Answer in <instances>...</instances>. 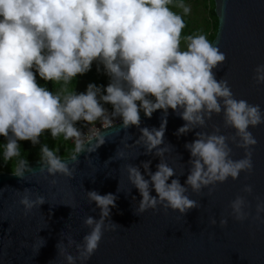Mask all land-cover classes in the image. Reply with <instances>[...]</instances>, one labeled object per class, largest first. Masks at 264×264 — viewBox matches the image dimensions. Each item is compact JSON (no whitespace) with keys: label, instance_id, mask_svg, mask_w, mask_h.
<instances>
[{"label":"clouds","instance_id":"clouds-1","mask_svg":"<svg viewBox=\"0 0 264 264\" xmlns=\"http://www.w3.org/2000/svg\"><path fill=\"white\" fill-rule=\"evenodd\" d=\"M190 11L185 0H0L3 159L19 157L20 141L35 145L45 130L52 137L63 135L71 144L70 139L76 138L72 144L75 153L91 152L105 142L103 130H98L95 138L81 139L77 121L91 124L99 120L111 127L112 117L118 116L121 127H139L141 111L151 117L157 109L165 113L160 126L141 127L137 142H143L146 152L155 149L156 155L163 157L168 145L157 146L164 144L166 114L171 109L185 121L176 129L177 135L205 126L206 120L220 113L224 126L235 131L226 136L219 126L213 125V131H198L195 139L185 143L191 168L183 184L175 169L163 159L155 171L149 169L150 161L142 162L147 178L138 166L126 165L128 179L141 197L138 212L161 204L184 214L197 206V201L187 195L189 186L199 192L229 177L236 179L241 171L250 172L251 146L257 143L250 126L264 123V109L237 99L227 80L215 78L213 69L225 60V53L203 32L184 36L185 47H181L183 16ZM94 61L98 71L103 66L109 82H89L82 92L70 89L68 85L78 74L89 71ZM37 75L42 81L61 84V88L51 91L37 81ZM254 79L264 82V63L256 65ZM105 104L111 105L110 113ZM229 140L244 150L241 158H232ZM41 152L48 173L72 177L73 170L67 162L46 144ZM124 155L123 151L117 152V156ZM71 158L75 160L76 156ZM27 167L26 159L21 158L14 174L23 176ZM152 190L156 195H152ZM243 191L251 193L252 186L245 184ZM24 192L20 204L25 215L45 202L43 196L33 200L27 195L28 189ZM87 195L100 208V217H85L84 224L90 226V231L81 243H76V256L67 252L63 243L57 244L67 264H76L77 259L81 264L89 260L103 232L118 225L105 223L109 206H114V194L101 195L92 190ZM246 206L242 195L230 201L234 219L244 220L249 215ZM261 213L264 200L258 199L255 218L264 222ZM210 222L215 224L216 219L211 218ZM219 223L226 224V218L221 217ZM73 243L69 236L68 244Z\"/></svg>","mask_w":264,"mask_h":264},{"label":"water","instance_id":"water-1","mask_svg":"<svg viewBox=\"0 0 264 264\" xmlns=\"http://www.w3.org/2000/svg\"><path fill=\"white\" fill-rule=\"evenodd\" d=\"M213 1L217 29L211 42L226 57L213 69L215 78L227 80L237 99L264 109V82L254 79L256 65L264 63V0ZM163 116L160 109L151 117L141 111L139 127L123 128L120 121L102 128L105 142L94 151L74 152L75 160L73 155L60 157L73 170L72 177L53 176L43 160L26 161L23 176L0 172V264H67L57 244L63 243L66 251L76 256V243L90 231L85 217H100V208L87 195L92 190L114 194V206H109L105 223L118 225L103 232L98 248L83 264H264V222L255 218L257 200H264V123L250 126L257 139L251 146L250 172L241 171L236 179L229 177L199 192L189 186L187 195L197 206L184 214L161 204L138 212L141 197L128 179L126 165L138 166L147 178L142 162L150 161L149 169L155 171L163 159L183 184L191 168L185 143L195 139L198 131H213V125L226 136L235 131L224 126L220 113L206 120L205 126L177 135L176 129L185 121L169 109L164 144L157 146L168 145L169 150L161 157L155 149L146 152L143 142L137 141L141 127H159ZM228 143L233 159L244 155L242 148L231 140ZM118 151L125 155L117 156ZM53 179L55 183H51ZM245 184L252 186L251 193L243 191ZM25 189L33 200L38 195L45 198L27 215L20 204ZM152 195H156L154 190ZM237 195L247 202L249 215L244 220L231 214L230 201ZM260 215L264 217V213ZM221 217L226 218V224L219 223ZM211 218L216 219L215 224ZM69 236L75 243L68 244ZM76 264L81 261L77 259Z\"/></svg>","mask_w":264,"mask_h":264},{"label":"trees","instance_id":"trees-1","mask_svg":"<svg viewBox=\"0 0 264 264\" xmlns=\"http://www.w3.org/2000/svg\"><path fill=\"white\" fill-rule=\"evenodd\" d=\"M204 5L208 7L207 17L204 18V21L198 23L196 25L191 26V22L187 17L183 16L185 20V27L181 33V40L184 41L183 37L189 34H197L199 32H203L207 39L211 41L215 35L217 29V17L214 12V1L213 0H203ZM171 7V6H170ZM176 11V8L173 9ZM185 47L184 45L181 46ZM85 77L87 80L94 82L99 85H106L109 82V78L103 70V66H100V70H97V62H93L92 67L89 71L78 74L75 80L71 84L68 85L71 88L77 81L78 78ZM37 81L42 84V86L48 87L51 91L56 92L61 88V84L52 82V81H42V79L37 75ZM107 107H111L110 104H105ZM78 127L79 125H75ZM5 142V138L0 136V172H14L18 167V161L23 158L26 161L32 160H42V152L41 148L43 145H47L50 149H52L59 157H67L71 156L75 149L74 146L69 142V139H64L63 135L58 137H52L51 134L45 130L41 133L39 143L33 145L28 140L20 141V156L13 157L11 160L5 161L3 159V144Z\"/></svg>","mask_w":264,"mask_h":264},{"label":"rangeland","instance_id":"rangeland-1","mask_svg":"<svg viewBox=\"0 0 264 264\" xmlns=\"http://www.w3.org/2000/svg\"><path fill=\"white\" fill-rule=\"evenodd\" d=\"M187 4L191 6V11L189 14L184 15L188 18L192 25H196L204 21V18L207 17L208 7L206 4L204 5L203 0H185ZM177 12H181L180 9H176ZM184 45V41L181 40V46ZM91 82L87 80L85 77L78 78V81L70 88L74 89L77 92H82L85 90L86 85Z\"/></svg>","mask_w":264,"mask_h":264},{"label":"built area","instance_id":"built-area-1","mask_svg":"<svg viewBox=\"0 0 264 264\" xmlns=\"http://www.w3.org/2000/svg\"><path fill=\"white\" fill-rule=\"evenodd\" d=\"M109 110V113L111 112V108L106 107ZM120 121V118L118 116L116 117H112V124H115L117 122ZM76 123H78L80 125V127L78 128L81 133V139H87L88 137H94L96 135V132L98 130H101L102 128L107 127V125L102 122V121H96L94 123H88L86 121L80 120L77 121ZM75 139L76 138H71L70 141L72 142V144L75 145Z\"/></svg>","mask_w":264,"mask_h":264}]
</instances>
